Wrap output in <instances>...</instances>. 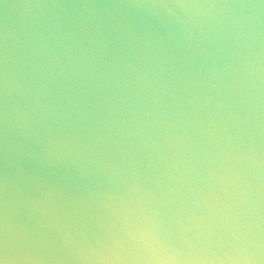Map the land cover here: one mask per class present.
<instances>
[{"label": "water", "instance_id": "water-1", "mask_svg": "<svg viewBox=\"0 0 264 264\" xmlns=\"http://www.w3.org/2000/svg\"><path fill=\"white\" fill-rule=\"evenodd\" d=\"M0 264H264V0H0Z\"/></svg>", "mask_w": 264, "mask_h": 264}]
</instances>
